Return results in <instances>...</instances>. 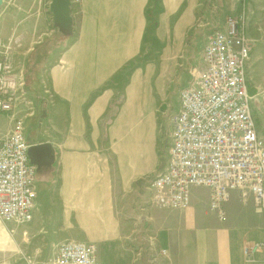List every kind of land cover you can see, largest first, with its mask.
Listing matches in <instances>:
<instances>
[{
	"label": "crops",
	"instance_id": "crops-1",
	"mask_svg": "<svg viewBox=\"0 0 264 264\" xmlns=\"http://www.w3.org/2000/svg\"><path fill=\"white\" fill-rule=\"evenodd\" d=\"M50 3L43 26L37 0H5L0 8V25L10 20L15 27L11 36L0 38L11 50L20 49L12 53L13 66L23 69L28 92V65L37 63V52L46 47L36 81L49 91L50 124L48 136L37 142H50L55 158L37 168L34 218L19 231L23 249L48 261L61 243L80 240L112 252L103 260L98 249L100 264H264V248L250 259L244 254L247 241L264 235V224L252 198L244 203L238 190L225 203L224 220L210 209L205 187L192 188L183 209L149 204L144 173L161 168L165 158L160 162L155 150V110L149 99L140 108L143 98L132 97L131 86L124 114L121 108L122 84L137 81V74L131 76L136 69L128 67L141 50L152 12L164 15L158 34L163 42L171 17L187 31L198 19L221 22L243 14L258 59L264 49L252 19L264 0H80L79 23L72 10L74 30L68 37L55 26ZM171 10L172 16L166 13ZM11 125L0 115L1 134ZM82 230L87 236L79 234Z\"/></svg>",
	"mask_w": 264,
	"mask_h": 264
},
{
	"label": "built area",
	"instance_id": "built-area-1",
	"mask_svg": "<svg viewBox=\"0 0 264 264\" xmlns=\"http://www.w3.org/2000/svg\"><path fill=\"white\" fill-rule=\"evenodd\" d=\"M243 19L242 14L229 16L207 36L193 77L179 87L166 161L147 184L153 206L186 208L192 188L205 187L210 209L222 220L234 190L241 192L244 202L251 193L264 214V136L252 109L251 44ZM11 49V43L0 38V115L12 122L5 134L0 133V218L20 224L34 218L37 166L29 157L31 142L25 134L34 109L23 69L13 66ZM24 105L31 109L21 110ZM262 248L264 237L247 242L243 251L250 258ZM29 264H100V257L97 244L68 240L50 260Z\"/></svg>",
	"mask_w": 264,
	"mask_h": 264
},
{
	"label": "rangeland",
	"instance_id": "rangeland-1",
	"mask_svg": "<svg viewBox=\"0 0 264 264\" xmlns=\"http://www.w3.org/2000/svg\"><path fill=\"white\" fill-rule=\"evenodd\" d=\"M48 1L49 0H37L39 5L36 8V13L37 18H40V20L42 19V26L43 21H45L46 18L45 15L49 13ZM71 1L73 13H75L74 15L77 14V19L75 20H77L78 24L80 0ZM242 1L244 2L245 0ZM39 8H42V10H38ZM39 12H41L40 15ZM166 13L172 16L175 12L171 10L166 11ZM214 14L216 13L214 12ZM254 15L255 17L252 19V21L255 23V28H257L261 34V42L259 45H261V47L264 49V7L261 9H256ZM204 16L205 13L203 14V17ZM163 17L164 15L158 14L157 11L152 12L151 14V24L149 23L150 25L148 32L145 35L144 41L141 43V50L139 54L133 59V62H131L129 65L130 67H128L132 68V71L136 69L131 76L135 77V74H137V81L131 82L129 86L122 84V103L125 105H123L121 108L124 114L128 104L127 102L125 103V97H128L130 86L132 88L130 91L132 97L136 93L144 99L143 100L139 98L140 108L142 105L145 107L146 102L149 99L148 101L151 104L150 108L152 107L155 110V122L158 129L157 131L159 133L155 143V150L159 155L160 162L163 160V157H165L163 162V164H165L168 148L171 144V118L176 112L178 106L179 86H184L193 77V70L198 66L200 54L207 40V36L217 29L222 22L224 24L227 20V16L223 20L221 19V22L216 19V17L211 18L209 22H200L198 19L187 31L185 27L179 29L177 26L179 21L171 17V21H169V35L167 40L164 42L162 41L161 36H158V34H161V18ZM52 22L53 20L51 21V27H54ZM13 24L14 21L9 20V22L0 25V36H11L15 28ZM252 27L253 26L251 25V30ZM151 31H153V34L150 33ZM253 44L251 47L252 58L249 61L251 64L248 67L250 70L248 76V86L249 92L253 96L252 109L256 118L257 129L259 130L260 134L264 136V50L260 51V57H258V59L254 58L255 56H253V53L255 48ZM49 45L50 42L46 44L47 47ZM45 48L46 47H41L37 52V63H29V70L26 67L28 70L27 72L34 80V83L36 82V84H33V81L29 77L30 83L28 86V97L33 106L34 114L27 120L25 134L27 140L31 143L42 141L48 136L49 132V91L47 90L45 83L36 81L38 78L39 65L41 63L40 61L43 58V52L45 51ZM19 50L20 49H18V47H14L12 53L17 54L19 53ZM253 60L257 63V70L254 69L255 63H253ZM252 89L254 90L253 92ZM24 106V109L27 111L31 109L29 105ZM44 109L47 111L46 117H42ZM158 167L159 166H154L151 168V170L146 171L144 173L145 179L150 180ZM249 198H252L256 206V210L260 212L251 193H249L248 200ZM260 213L263 215L264 224V214L262 211ZM28 223L19 224L5 222L0 218V264H29V260L44 261L40 257V255H42L41 253L37 251L34 253L33 250L23 249L24 246L22 243L24 240L19 236V231ZM79 234L87 236L86 231L83 230L79 231ZM262 237H264V235ZM19 240H21V244ZM254 240H258V238ZM93 243L97 244L101 258L103 260L108 259L110 256L112 257V252H110V250H101L98 243ZM252 256L250 258H252Z\"/></svg>",
	"mask_w": 264,
	"mask_h": 264
},
{
	"label": "water",
	"instance_id": "water-1",
	"mask_svg": "<svg viewBox=\"0 0 264 264\" xmlns=\"http://www.w3.org/2000/svg\"><path fill=\"white\" fill-rule=\"evenodd\" d=\"M5 0H0V8ZM71 0H51L50 11L54 16V24L66 35H71L74 28V18L72 16ZM46 115V111H43ZM31 162L41 168L43 165H49L54 161L55 150L50 142L31 143L29 150Z\"/></svg>",
	"mask_w": 264,
	"mask_h": 264
},
{
	"label": "trees",
	"instance_id": "trees-1",
	"mask_svg": "<svg viewBox=\"0 0 264 264\" xmlns=\"http://www.w3.org/2000/svg\"><path fill=\"white\" fill-rule=\"evenodd\" d=\"M68 36H70V35H67V37H68ZM253 91H254V90L252 89V92H253Z\"/></svg>",
	"mask_w": 264,
	"mask_h": 264
}]
</instances>
